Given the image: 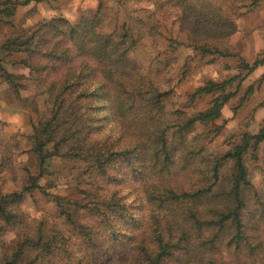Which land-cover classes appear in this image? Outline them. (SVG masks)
<instances>
[{"label": "trees", "instance_id": "1", "mask_svg": "<svg viewBox=\"0 0 264 264\" xmlns=\"http://www.w3.org/2000/svg\"><path fill=\"white\" fill-rule=\"evenodd\" d=\"M31 1L4 0L1 12L7 17L5 21H10L18 4ZM234 1H247L255 7L264 3V0ZM169 11L186 33L185 44L193 57L209 58L212 62L218 57H237L238 69L237 74L228 78L208 79L195 88L188 94L189 101L209 95L212 97L209 106L202 111H183L177 118L165 117L162 104L167 94L153 79H135L127 92L138 97L126 101L123 86L134 78L136 68L128 55L137 39L126 33L103 31L99 13L83 16L76 24L58 15L4 39L0 52L24 54L21 63L29 67L36 80L46 84L48 114L31 134L32 150L39 159L38 173L28 174L20 190L0 193V246L4 247L8 233L17 235V243L0 254V264H23L29 251L38 256L31 258L30 263L40 259L42 264H60L59 258L69 244L78 243V247L99 252L106 241L116 250L120 247L129 264H235L236 261L249 264L251 259L264 264L261 238L264 230L260 231L264 229V203L257 198L258 207L252 208L247 197L250 192L256 196L247 161L258 157L264 141V120L256 131H243L238 140L219 153L211 147L213 138L207 141L193 133L197 125L207 126L220 118L235 96L232 88L240 87L247 75L264 66V53L248 61L215 44L233 32L235 25L210 0L197 3L170 0ZM157 25L158 21L150 30L155 31ZM171 43L173 49L184 44L176 39ZM86 61H94L93 68L99 78L107 81L109 105L115 112L132 115L131 123L140 138L137 146L142 164L138 168L131 158L136 146L129 148L125 143L119 146L123 135L114 137V128L106 132L104 124H97L100 120L86 112L87 105L84 112H78L77 97L94 95L93 86L97 83L90 84L87 79L84 84L79 83L80 70ZM50 63L51 66L77 65V70L49 81L46 69ZM0 77L16 86L15 75L4 68L1 58ZM253 91V86H249L245 97ZM103 103L98 107L107 109V101ZM214 132L218 134V129ZM172 155L182 169L201 180L186 188L174 185L160 174L175 163ZM56 157L85 160V167L77 176L87 184L86 188H79L81 197L55 199L60 216L72 228L73 233L69 234L57 225L46 228L41 223L34 224L20 207L24 197L34 190L45 193L40 179L50 173L49 162ZM149 164L159 174L157 185L144 186L145 200L152 211L141 229L135 224L122 232L127 227L122 228L124 225L117 221L128 222L126 217L132 219L133 215L126 211L116 178L120 172L132 171L144 177ZM51 186L49 182L45 187ZM105 233L111 234L110 240ZM240 258L244 261L240 262Z\"/></svg>", "mask_w": 264, "mask_h": 264}, {"label": "rangeland", "instance_id": "2", "mask_svg": "<svg viewBox=\"0 0 264 264\" xmlns=\"http://www.w3.org/2000/svg\"><path fill=\"white\" fill-rule=\"evenodd\" d=\"M24 1V0H18ZM173 1V0H172ZM197 3L199 0H188ZM222 8L232 19L235 29L222 40L215 44L235 52L240 57L252 61L258 55L264 53V3L260 6H251L249 2L232 0H210ZM170 0H32L27 4H18L10 21L1 12L4 9V0H0V45L7 37L15 35L21 30L33 26L37 22L56 17L66 18L70 23H78L83 16H91L99 13L101 27L105 32L130 34L135 40L136 46L130 50L128 58L136 66L134 78L123 86V96L126 101L138 97L134 93H128L134 80L141 78L153 79L166 92L162 112L166 118H177L183 111H202L210 103L211 96L197 98L190 102L188 94L202 85L208 79L222 80L238 73L237 57H218L215 62L209 58L196 59L190 53L186 43V33L182 32L174 19L175 15L169 11ZM158 21L155 31L150 27ZM176 39L184 44L176 46L171 40ZM24 54H7L0 52V58L4 68L15 75L16 86H12L0 77V193H10L20 190L28 174H37L39 171V159L32 150L31 134L37 123L48 114L47 86L39 82L30 71L29 67L21 63ZM188 63V66H186ZM95 62L86 61V66L80 70L79 83H85L86 79L93 86L94 95L77 97L80 105L78 112H91L98 118L97 124H104V130L114 128L113 136L123 135L120 145L125 143L129 148L136 146L131 154L133 165L141 166L137 144L140 142L136 135V126L131 123V114L122 115L115 112L107 100L108 85L106 80L99 78L94 70ZM48 80H57L77 70V65L66 64L47 66ZM79 70V69H78ZM91 73V75H90ZM88 75L89 78H88ZM63 78V77H62ZM51 80V81H52ZM142 81V80H141ZM102 86L100 85V83ZM50 85V84H49ZM253 86V93L245 97L246 90ZM235 96L224 107L222 115L207 126L197 125L193 133L198 138L204 136L207 141L213 138L211 147L215 152H222L238 140L243 131L254 132L264 120V66L256 69L246 76L240 87H233ZM74 95H77L75 91ZM88 98V99H87ZM107 101L108 108L98 106ZM106 104V103H105ZM113 114V115H112ZM218 129L215 135L214 130ZM139 157H134L135 155ZM177 155V154H176ZM173 157V155H172ZM175 162V158L173 157ZM151 164V163H150ZM147 166L144 177L140 172L118 173L116 188L126 204V211L133 215L124 221H117L124 225L122 232H126L135 224L143 227L145 218L152 211L151 206L145 200L144 186L149 188L158 184V170ZM249 178L254 185L256 197L252 192L247 194L252 208L258 207L257 198L264 203V141L260 144L256 160H248ZM85 167V160L79 158H53L49 162L50 173L40 179L45 193L34 190L24 197L21 209L34 224H43L46 228L57 225L63 231L73 233L72 228L65 223L59 214L56 197H81L79 188H86L87 184L77 178L79 172ZM160 174L167 176L174 185L190 188L201 179L196 175L182 169L179 161L163 169ZM50 180V181H49ZM51 182L53 186L45 187ZM89 186V185H88ZM90 189H92L89 186ZM118 220V219H117ZM264 229H260L262 232ZM258 233V229L255 230ZM110 235L104 236L110 240ZM264 241V233L261 235ZM17 243V235L13 232L7 234L4 247L0 246V254L3 249L10 248ZM78 244V243H76ZM69 244L59 258L60 264H129V259L119 247L116 250L109 241L104 242L102 251L86 250L79 245ZM263 251V250H261ZM31 258H38L32 252H27L23 264H42L40 259L30 263ZM240 262L244 259L240 258ZM257 259H251L249 264H259ZM235 264H238L236 261Z\"/></svg>", "mask_w": 264, "mask_h": 264}]
</instances>
